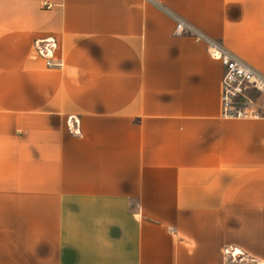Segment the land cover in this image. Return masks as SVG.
Wrapping results in <instances>:
<instances>
[{"label": "crops", "instance_id": "1", "mask_svg": "<svg viewBox=\"0 0 264 264\" xmlns=\"http://www.w3.org/2000/svg\"><path fill=\"white\" fill-rule=\"evenodd\" d=\"M204 37L264 73V0H0V264H264V98Z\"/></svg>", "mask_w": 264, "mask_h": 264}, {"label": "built area", "instance_id": "2", "mask_svg": "<svg viewBox=\"0 0 264 264\" xmlns=\"http://www.w3.org/2000/svg\"><path fill=\"white\" fill-rule=\"evenodd\" d=\"M47 8L52 6L44 1ZM175 32L177 34L195 33L192 25L176 17ZM196 35L203 38L202 35ZM210 55L221 61L222 76V108L228 117H247L257 115V99L264 98V73L242 60L232 52L224 49L215 41L205 38ZM34 52L46 62L47 66H62V60L56 55L59 41L55 36L37 38L34 41ZM73 130L79 133V122L73 120ZM226 253L234 256L235 251Z\"/></svg>", "mask_w": 264, "mask_h": 264}]
</instances>
